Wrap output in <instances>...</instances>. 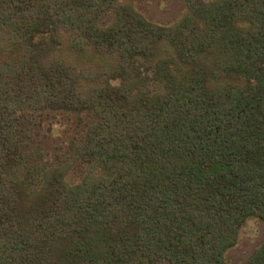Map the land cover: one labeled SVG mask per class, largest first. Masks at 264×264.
Masks as SVG:
<instances>
[{
	"label": "trees",
	"instance_id": "1",
	"mask_svg": "<svg viewBox=\"0 0 264 264\" xmlns=\"http://www.w3.org/2000/svg\"><path fill=\"white\" fill-rule=\"evenodd\" d=\"M182 1L0 0V264H264L226 257L264 222V0ZM47 110L92 117L78 183L22 146Z\"/></svg>",
	"mask_w": 264,
	"mask_h": 264
},
{
	"label": "rangeland",
	"instance_id": "2",
	"mask_svg": "<svg viewBox=\"0 0 264 264\" xmlns=\"http://www.w3.org/2000/svg\"><path fill=\"white\" fill-rule=\"evenodd\" d=\"M136 8L151 21L172 25L185 11L182 0H135ZM69 55L91 66L113 71L112 62L94 56L89 51L79 55L67 50ZM117 83V81H116ZM92 120L86 112L47 110L30 114L23 134L22 146L30 155L35 168L61 166L66 178L78 183L87 173L89 165L82 160L78 147L82 144L85 130ZM33 174L34 182L41 176ZM264 242V222L259 218L248 219L240 230L237 243L226 253L227 260L233 263L245 261Z\"/></svg>",
	"mask_w": 264,
	"mask_h": 264
}]
</instances>
